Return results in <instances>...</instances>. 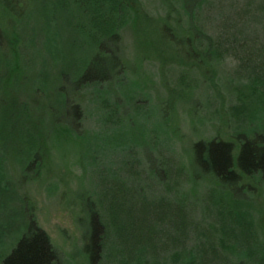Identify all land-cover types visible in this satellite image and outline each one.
<instances>
[{
  "label": "rangeland",
  "instance_id": "374dc122",
  "mask_svg": "<svg viewBox=\"0 0 264 264\" xmlns=\"http://www.w3.org/2000/svg\"><path fill=\"white\" fill-rule=\"evenodd\" d=\"M141 1L150 16L161 15L158 0ZM66 2L0 0V39L15 40L14 32L21 33L20 42L6 48L16 73L7 82L15 89L0 96V105L9 102L15 110L25 105L32 120L21 121L33 130L27 131L29 143L17 137V149L4 158V175L17 186L8 183L0 191V247L23 221L22 209L14 211L9 202L21 196L22 208L31 211L49 239L54 264L130 263L138 251L146 264H175V255L180 258L189 247L202 264H264V182L240 178L246 190L239 191L228 178L237 198L230 202L218 187L192 188L176 170L190 161L194 144L212 139L231 143L234 157L244 126L264 124V0H200L194 25L221 52L201 71L166 66L174 60L182 64L176 59L184 58V46L159 36L153 23L139 21L119 30L118 47L99 31L90 38L73 26ZM117 48L126 74L115 79ZM87 70L112 82L73 96ZM241 103L256 106L255 120H246ZM48 111L65 129L69 121L76 123V132L50 130ZM2 115L3 124L10 108ZM25 132H18L20 138ZM52 133L58 135L52 138ZM35 134L41 165L37 172L25 166L20 172L15 161L26 159ZM0 135L5 136L2 126ZM180 200L182 220L176 210ZM110 218L120 220L121 228L135 223L137 229L128 235L119 230L116 254L104 258L96 239ZM107 229L104 250L111 245L113 228Z\"/></svg>",
  "mask_w": 264,
  "mask_h": 264
},
{
  "label": "trees",
  "instance_id": "16d2710c",
  "mask_svg": "<svg viewBox=\"0 0 264 264\" xmlns=\"http://www.w3.org/2000/svg\"><path fill=\"white\" fill-rule=\"evenodd\" d=\"M158 1L163 7L161 15H157V17L150 16L146 12V8L143 7L141 0H69V2H66L63 6L69 7L71 10L75 24L73 26L77 28L79 32L88 33L89 37L93 38L99 31L101 33V37L113 40V43L117 47V41L120 37L118 33L119 30H127L139 21L153 23L154 28L157 27L155 31L158 33V35L160 33L164 39L167 38L170 40H178L175 43L181 47L184 46V53L182 52L181 55L184 58L181 60L177 57L178 59H176L177 61L182 62V64H173L175 61L174 60L168 61V63L165 64L166 66H168V64L169 66L177 65L183 66L188 70L199 69V71H201V69L206 70L205 67L207 64L211 65L213 60L216 61L219 59V54L221 52L217 47V42L214 43L212 38L199 30L193 22L194 12L196 11V6L200 3V0H187V3H185L184 0ZM14 34L15 40L0 39V96L2 98L6 97L9 91L15 89H13L14 85L7 82L8 76H16V73L13 70L14 68L12 64L13 54L11 51L6 50V48L11 47L13 43L20 42L21 33L16 30ZM103 53L107 55V52ZM116 53H118V48ZM156 59H158L157 56ZM120 62L121 59L119 51L117 63L113 65V67H115V79L118 77H123L124 74H126V66ZM12 72L13 74L11 75ZM203 77L206 78L205 76ZM5 78L6 80L4 81ZM103 82H112V79L111 77L107 76H96L94 73L89 72V70L84 71V74L81 78L80 87L77 89V91H74L75 93L73 96L76 93H79L80 90L83 91L88 87H94V92H97V88ZM250 93L254 95L255 98L257 97L255 95L256 90H251ZM244 99H247V97H244ZM71 101L69 102L70 104ZM167 103L171 104L172 101L170 100ZM239 107L247 111L246 120H255L254 115L257 109L256 106L254 107L252 104H242ZM6 108H10L11 117L9 118L10 120L8 118L6 119V117L2 118L1 120H3V124L2 122L0 123V127L2 126L5 128V136L0 135L2 138V142L0 144V191L6 189L8 187V183L11 184L14 189H16L15 186H17V184L13 183L12 181L10 183L9 178L4 175V158L7 156V153L10 152V149H17L16 146L19 144H14L17 137L21 143H29L30 139L28 138L31 135H29L27 131L33 132L31 128L25 127L24 122L21 121V119L32 120L29 117V113L27 112L25 105L19 104L16 107L17 110H15L13 109V105L11 106L9 102H3L0 105L1 116H3V111ZM74 108L78 113L77 107L75 106ZM18 113H20L21 116ZM49 115L50 114L48 111V126L50 130L55 129L58 131V133L66 131L69 132V134L76 132V123H71L69 121V127L65 129V127H63V123V125L61 123L56 124L50 119ZM76 116H78V114ZM57 126H62L63 128ZM257 127L258 128L244 126L242 136L237 140L235 139L238 145V151L234 157L232 155V144L222 140L212 139L204 144H201L200 142L194 144L190 161H186L185 167L183 163L182 167L180 165L177 166L176 170L178 174L180 175L182 172V175L188 180L192 188L197 184H207L211 191L216 187L220 188L221 196L223 198L230 196V202L233 199H237L231 193L229 183H227L228 178L233 181L232 186L237 187L239 191L246 190L244 186L241 185L242 178H251L257 183L264 182V177H262L264 173V124L261 126L257 125ZM20 130L21 132L26 131L25 133H27V136L20 138L21 134L18 133ZM257 133L260 135L256 136L255 134ZM52 135V138H54L58 134L52 133ZM34 137L36 142L32 147H29L28 145V155L26 156V159L24 161H15V163H18L20 166L19 171L25 166L29 172H37L39 166L41 165L40 159L42 157V149L39 138L36 134ZM201 164L205 165V171H203L201 174H198L197 169ZM187 171H192L197 175L192 177L189 173H187ZM166 176L167 175L165 174V179ZM164 180L158 181V183L164 182ZM9 202L12 204L14 211L16 210L20 212L22 209V212L26 216L21 215L20 218H23V221L21 222L19 229L9 230V232L6 234L7 241L3 247H0V264H54L55 253L52 246L50 245L49 239L46 234L37 226L31 211L30 213L26 214V211L22 208L24 200L21 198V196H18L10 198ZM178 205V209L176 210L180 214L182 220V216L186 218V215H184V207L181 200L179 201ZM116 214H118L120 217L119 212ZM110 220L111 222L109 221V225H105L104 233L101 235V237L96 239L97 242L95 248H102L101 254H103L104 258L113 257L116 254L117 250H115L116 243L114 240L118 236L119 230L123 229L125 232H128V235L132 234V231H136L137 229L135 223L132 225L130 223H124V227L121 228L120 224L118 225L117 223L120 220L117 218L116 220L110 218ZM106 226L108 228L107 232L112 230L110 235L111 245L104 250L103 237L106 234ZM110 226L113 229L109 230ZM97 250L98 249L95 250L94 256L96 258L98 257L99 259L102 257V255H99ZM185 250V253L180 258L175 255V259L173 260L175 264H177V260L178 264H202L200 262L199 256H194L195 252L192 253V248L189 247ZM107 251L108 254L106 253ZM137 256L138 257L130 261V263L126 259L125 262L119 264H146L143 255L139 251ZM88 259L90 260V258ZM220 264L222 263L220 262ZM226 264L228 263L226 262Z\"/></svg>",
  "mask_w": 264,
  "mask_h": 264
}]
</instances>
